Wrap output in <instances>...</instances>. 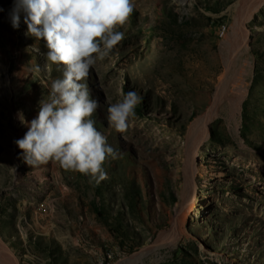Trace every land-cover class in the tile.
<instances>
[{"label":"rangeland","instance_id":"1","mask_svg":"<svg viewBox=\"0 0 264 264\" xmlns=\"http://www.w3.org/2000/svg\"><path fill=\"white\" fill-rule=\"evenodd\" d=\"M133 4L124 39L87 78L95 126L123 153L96 183L29 166L12 142L28 131L18 113L37 117L64 66L27 34L23 11L12 27L16 0H0V264H123L141 252L139 264H264V0ZM129 91L142 99L121 133L107 109Z\"/></svg>","mask_w":264,"mask_h":264},{"label":"clouds","instance_id":"2","mask_svg":"<svg viewBox=\"0 0 264 264\" xmlns=\"http://www.w3.org/2000/svg\"><path fill=\"white\" fill-rule=\"evenodd\" d=\"M3 11V9H0ZM20 11L28 35L47 44L46 58L62 64V78L51 82L47 97L39 101V112L15 144L29 166L58 163L99 183L107 178L105 161L122 158L123 153L107 142L92 118L99 108L87 83L96 56L103 59L123 39V27L134 11L133 0H16L11 15L13 28L20 24ZM136 91L108 106V122L118 132H125L135 108L141 102Z\"/></svg>","mask_w":264,"mask_h":264},{"label":"bare ground","instance_id":"3","mask_svg":"<svg viewBox=\"0 0 264 264\" xmlns=\"http://www.w3.org/2000/svg\"><path fill=\"white\" fill-rule=\"evenodd\" d=\"M242 11V10H241ZM243 12H246L245 9H243ZM242 12H240L241 14ZM234 63V58L231 57L230 60H229V66L228 68H231L232 64ZM221 102V96L217 95V98L215 99V102L213 103V108L212 109H217L219 104ZM208 115H211L210 112L205 116L206 120H209V117ZM12 142L15 144V141L17 140V137H16V134H12ZM16 145V144H15ZM12 150H14V148L12 147ZM198 159L203 156H201V154L198 153ZM195 160H193V163H194ZM204 182L206 183H209V184H212V183H215L216 182V177L214 175H209L205 178ZM180 234H178V228L175 226L174 228V234H173V239H178ZM6 252L8 253V251L6 250ZM6 253V254H7ZM149 252H141V253H138L136 255H134L133 257H131V259L125 261L123 264H139L140 262L144 263V260L145 258L148 256ZM8 257L11 258V256L9 255H6ZM15 263L14 264H18V261L17 260H13ZM122 264V263H121Z\"/></svg>","mask_w":264,"mask_h":264},{"label":"built area","instance_id":"4","mask_svg":"<svg viewBox=\"0 0 264 264\" xmlns=\"http://www.w3.org/2000/svg\"><path fill=\"white\" fill-rule=\"evenodd\" d=\"M228 31V26L227 25H222L219 29H218V35L220 38L225 37L226 33Z\"/></svg>","mask_w":264,"mask_h":264}]
</instances>
